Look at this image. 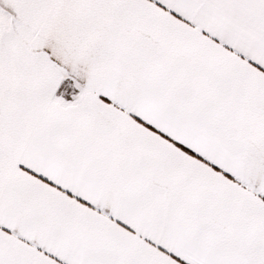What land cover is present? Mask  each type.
<instances>
[{
    "label": "snow or ice",
    "instance_id": "obj_1",
    "mask_svg": "<svg viewBox=\"0 0 264 264\" xmlns=\"http://www.w3.org/2000/svg\"><path fill=\"white\" fill-rule=\"evenodd\" d=\"M0 264H264V0H0Z\"/></svg>",
    "mask_w": 264,
    "mask_h": 264
}]
</instances>
